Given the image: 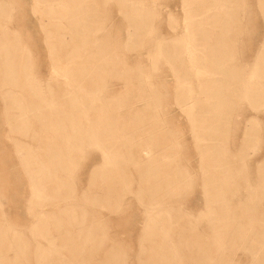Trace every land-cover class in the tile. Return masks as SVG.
Listing matches in <instances>:
<instances>
[{
    "label": "rangeland",
    "instance_id": "obj_1",
    "mask_svg": "<svg viewBox=\"0 0 264 264\" xmlns=\"http://www.w3.org/2000/svg\"><path fill=\"white\" fill-rule=\"evenodd\" d=\"M42 1L0 0V264H264V0H158L130 42L123 0ZM185 9L221 12L189 25L200 72Z\"/></svg>",
    "mask_w": 264,
    "mask_h": 264
},
{
    "label": "bare ground",
    "instance_id": "obj_2",
    "mask_svg": "<svg viewBox=\"0 0 264 264\" xmlns=\"http://www.w3.org/2000/svg\"><path fill=\"white\" fill-rule=\"evenodd\" d=\"M123 1H124V5L127 8V11H126L127 17H128V19L130 21V26L128 28V40L130 42L135 37V30L138 31V29H142L143 27L145 28V27H148V26L150 28L152 27L150 24H154L155 20L157 18L159 19V17L162 15V13H161L162 9L161 8L162 7L164 8V6H162L161 3H158L157 2L158 0H152L151 3H149L147 0L146 1L145 0H123ZM36 2L38 3V5H39V3H43L42 0H36ZM67 5H68L67 3L63 4V5H59V4H56L55 2H51L48 5V9L51 11V13L57 14L58 8H59V6H61L66 11V17H68L69 15H73L74 12H75V9H79L84 14H87L90 11V9H91L92 12L94 11V10H92L93 8L91 7V3H88L87 0L76 1L75 4H74V8H70V7H68L69 5L68 6ZM213 5L215 7H217V8L224 9V8H227L229 3L222 2L220 0H215L213 2ZM45 6H46V3H45ZM184 6H186L185 3H184ZM189 6H191V4ZM95 10H96V8H95ZM184 12L186 13L187 16H185L184 21H182V23L184 25V27H183L184 37H182V39L187 42L186 43L187 44L186 53L188 54L190 62L192 63V68L197 69V72H200L201 70L198 67V65L196 64L197 48H196V46L194 44H190L192 39L190 38V36L187 35V33H189V30H188L189 29V25L196 24V23H202V20H204L207 17H209L208 15L205 16V14L212 13V14H216L215 15L216 17H220L219 15L221 14V12H218V11H212V12H209V11L208 12L192 11V10H188V9H185ZM189 14H191V15H189ZM210 17H213V16H210ZM132 18L134 20H136L135 23L131 22ZM168 18H169V20L171 22L174 21V22L177 23V25L179 24L177 16H175L172 11L168 13ZM61 19H62V15H61ZM159 22H161V21H159ZM68 27L69 26H67L65 28H68ZM70 28H71V30L74 29L73 24L70 25ZM160 35H163V34H161V32H160ZM161 42H163V41H161ZM52 51L53 50H51V54L53 53ZM69 55L73 56L74 55L73 51L71 53H69ZM263 56H264V44H263V49L260 50L259 53H258L257 59L259 60ZM227 75H228V73H227ZM226 78H228V76H226ZM201 101H202L201 99L190 98L188 103L201 102ZM182 110L185 111L186 107L182 108ZM253 121L256 122V123H260L258 117H254ZM137 138H138V132L133 133V132H130L129 130L127 131L125 139H126V143L129 142V150H128L129 153L127 155L128 158H131L132 161L134 159L136 161H138V162L144 161V162H146L145 164L148 165V168L156 160H157V163H158L159 162L158 158H157L158 154H156V152L151 147V145L147 144L146 146L142 147V146H139L138 144H134L135 140H137ZM81 149H84V148L81 147ZM220 150L221 149H220L219 145H212V146L210 145V147H209L210 153H218V154H216L217 157L221 156V151ZM125 156H126V153L125 154H123V153L113 154L112 157H111L113 164L116 162V159L124 160ZM35 157L38 158V156H35ZM59 157L70 158L71 156L70 155L54 156L53 157L54 159H50L46 163H43L41 161L40 162L41 167L34 172L35 173V176L33 177L34 185L38 189H41V191H43L42 190L43 188L47 187V186L44 187V185L47 184V182H48V180L50 178L52 179V176H54L52 169L57 168L59 162L57 161V164H56L55 163V158H59ZM38 162H39V160H38ZM63 163H64V165H66V164L70 165L71 158L68 159V161L67 160L65 162L63 161ZM229 164L227 166L228 168H230ZM225 167H226V164H225L224 168ZM41 214L42 215H46L47 212L45 211V213L42 212ZM50 243L51 244L55 243V239L50 238Z\"/></svg>",
    "mask_w": 264,
    "mask_h": 264
},
{
    "label": "crops",
    "instance_id": "obj_3",
    "mask_svg": "<svg viewBox=\"0 0 264 264\" xmlns=\"http://www.w3.org/2000/svg\"><path fill=\"white\" fill-rule=\"evenodd\" d=\"M2 7V4L0 3V8ZM0 11H1V13L3 14V13H6V11H4V10H2V9H0ZM10 40H12L11 38H10Z\"/></svg>",
    "mask_w": 264,
    "mask_h": 264
}]
</instances>
